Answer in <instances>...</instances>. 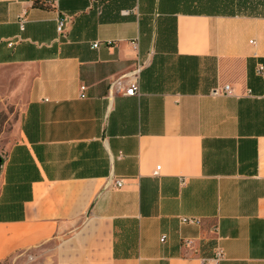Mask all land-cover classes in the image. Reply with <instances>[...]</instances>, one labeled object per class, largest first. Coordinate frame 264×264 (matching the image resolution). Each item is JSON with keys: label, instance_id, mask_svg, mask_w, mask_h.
Returning <instances> with one entry per match:
<instances>
[{"label": "crops", "instance_id": "crops-1", "mask_svg": "<svg viewBox=\"0 0 264 264\" xmlns=\"http://www.w3.org/2000/svg\"><path fill=\"white\" fill-rule=\"evenodd\" d=\"M260 63L264 16L0 0V66L30 77L2 163L0 264H200L217 246L218 264H264Z\"/></svg>", "mask_w": 264, "mask_h": 264}, {"label": "rangeland", "instance_id": "rangeland-1", "mask_svg": "<svg viewBox=\"0 0 264 264\" xmlns=\"http://www.w3.org/2000/svg\"><path fill=\"white\" fill-rule=\"evenodd\" d=\"M28 72L26 67L0 66V160L18 138L19 119L28 99ZM1 172L0 163V191Z\"/></svg>", "mask_w": 264, "mask_h": 264}, {"label": "trees", "instance_id": "trees-1", "mask_svg": "<svg viewBox=\"0 0 264 264\" xmlns=\"http://www.w3.org/2000/svg\"><path fill=\"white\" fill-rule=\"evenodd\" d=\"M168 12L187 14L264 16V0H160Z\"/></svg>", "mask_w": 264, "mask_h": 264}, {"label": "built area", "instance_id": "built-area-1", "mask_svg": "<svg viewBox=\"0 0 264 264\" xmlns=\"http://www.w3.org/2000/svg\"><path fill=\"white\" fill-rule=\"evenodd\" d=\"M23 22H24V17L21 18V26H23ZM67 23V17L63 16L60 17L58 20V30L60 32H62L65 28V25ZM94 47L98 46V43L95 42L93 44ZM257 73L259 75L264 76V65L263 64H258L257 65ZM116 84H121L120 81H116ZM85 85L81 86V90L84 91L85 90ZM140 90V85H139V75L137 73H133L131 76L128 77L127 81H126V85H125V90H124V94L125 95H136L139 93ZM225 93V94H230L232 92V88L230 87L229 84H225L220 90H218L217 88H215L213 90V93ZM82 97L84 96L83 94L81 95ZM160 170V166L158 165L155 169L154 174L157 175L158 172ZM115 184L117 187H121L122 186V180H116ZM180 221L182 223L185 224H199L200 223V218L195 217V216H183L180 218ZM166 236L162 235L161 236V241L163 242L165 240ZM224 259V251L222 249V247L217 246L215 248L214 254L212 257H204L201 258L200 260V264H218L220 261H222Z\"/></svg>", "mask_w": 264, "mask_h": 264}, {"label": "water", "instance_id": "water-1", "mask_svg": "<svg viewBox=\"0 0 264 264\" xmlns=\"http://www.w3.org/2000/svg\"><path fill=\"white\" fill-rule=\"evenodd\" d=\"M0 161H1L0 163H1V166H2L3 160H0Z\"/></svg>", "mask_w": 264, "mask_h": 264}]
</instances>
